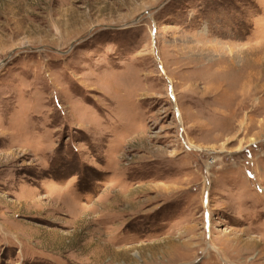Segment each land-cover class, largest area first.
Listing matches in <instances>:
<instances>
[{
  "label": "rangeland",
  "instance_id": "rangeland-1",
  "mask_svg": "<svg viewBox=\"0 0 264 264\" xmlns=\"http://www.w3.org/2000/svg\"><path fill=\"white\" fill-rule=\"evenodd\" d=\"M0 264H264V0H0Z\"/></svg>",
  "mask_w": 264,
  "mask_h": 264
}]
</instances>
